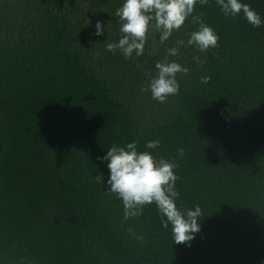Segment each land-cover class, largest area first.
<instances>
[{
	"label": "trees",
	"instance_id": "trees-1",
	"mask_svg": "<svg viewBox=\"0 0 264 264\" xmlns=\"http://www.w3.org/2000/svg\"><path fill=\"white\" fill-rule=\"evenodd\" d=\"M242 2L264 21V0ZM122 3L0 0V264H264V24L197 4L219 47L168 57L189 73L159 103L141 90L146 73L198 25L189 17L166 44L153 30L144 54L125 59L104 45L120 38ZM133 141L178 163L177 205L202 210L189 244L173 241L155 205L125 222L105 194L103 157Z\"/></svg>",
	"mask_w": 264,
	"mask_h": 264
},
{
	"label": "clouds",
	"instance_id": "clouds-1",
	"mask_svg": "<svg viewBox=\"0 0 264 264\" xmlns=\"http://www.w3.org/2000/svg\"><path fill=\"white\" fill-rule=\"evenodd\" d=\"M209 0H123L115 11L118 18V41L106 42V51L113 53L119 50L125 59H131L144 54L148 43V36L154 30L159 33V42L166 44L174 32H179L189 17L198 28L188 33V39H177L174 45L166 47L164 59L155 63V74L147 72L148 86L142 91L151 93L154 100L165 103L170 96L179 94L180 84L177 74L187 75L189 68L175 59L180 57L181 49L192 47L201 53L219 47V35L215 29L207 25L203 15H193L197 4L207 5ZM224 16L236 18L243 14L246 21L254 28L264 24L261 16L242 0H216ZM90 23V22H89ZM94 35L101 36L104 27L101 22L95 25ZM192 62L203 66L206 62L199 55L192 56ZM211 80L209 75L200 78L202 84ZM161 144L159 139L147 141L146 149L155 150ZM138 150L137 142L127 143L125 146L113 144L103 161H107L110 176L107 181V195H115L123 206V220L138 218L143 215L145 207L155 205L162 227L167 230L171 226V234L176 244H189L197 233L201 231L202 210L199 206L185 209L177 205L180 193L176 189V182L180 177L176 174L179 165L175 159L157 157L152 151ZM178 155L184 156V149H178ZM100 159V158H98ZM102 182L103 176L95 177ZM127 232L137 241H143L144 236L137 234L129 227Z\"/></svg>",
	"mask_w": 264,
	"mask_h": 264
}]
</instances>
